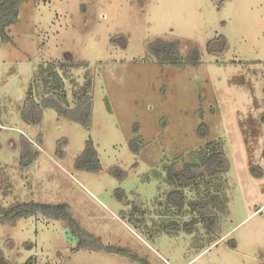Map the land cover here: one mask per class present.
<instances>
[{
	"label": "rangeland",
	"instance_id": "rangeland-1",
	"mask_svg": "<svg viewBox=\"0 0 264 264\" xmlns=\"http://www.w3.org/2000/svg\"><path fill=\"white\" fill-rule=\"evenodd\" d=\"M8 32L12 40L0 41V214L20 201L66 203L84 229L151 264H264V0H34ZM157 38L174 42L185 65L156 60L149 44ZM194 47L200 55L191 66ZM40 63L62 75L69 100L91 77L88 127L52 107L42 108L38 125L22 120L30 88L36 102L44 94ZM84 100L68 109L79 106L74 115L83 118ZM202 122L205 137L197 134ZM23 137L36 152L25 167ZM87 141L97 172L73 166ZM213 145L228 169L212 184L200 156ZM189 162L200 164L192 168L207 186L184 189L187 200L202 199L201 188L220 195L215 233L200 222L191 233L160 228L194 216L164 208L171 188L164 167ZM132 205L142 212L132 215ZM74 245L63 221L41 215L0 225L8 264H138Z\"/></svg>",
	"mask_w": 264,
	"mask_h": 264
},
{
	"label": "trees",
	"instance_id": "trees-1",
	"mask_svg": "<svg viewBox=\"0 0 264 264\" xmlns=\"http://www.w3.org/2000/svg\"><path fill=\"white\" fill-rule=\"evenodd\" d=\"M34 1V0H0V41L1 43L10 42L11 36L9 35L8 29L10 26L18 22L20 7L22 4ZM221 44L220 49H224L225 41L224 38L220 37L217 40ZM211 40L207 43L208 52L213 51V43ZM150 53L158 61H164L172 63L173 65L184 66L185 62L181 58L178 52V48L174 42H166L161 38H157L155 41L149 44ZM221 50V51H222ZM200 50L197 47H194L188 54L187 59L191 66H196L199 60ZM52 63H40L39 68L40 72L37 76V80L40 83L41 91L44 93L42 96H39L40 102H36L33 98L32 89L27 92L25 104L21 112V118L24 122L32 125H38L41 122L42 108L43 107H52L56 110L59 115H66L69 119L74 120L78 123H82L84 126L88 127L90 124V115H91V77H86L85 82L82 84H75L73 87L72 98L68 99L65 90L63 89L62 75L58 74L57 70L53 69ZM65 64L61 65V68L64 69ZM65 72V71H63ZM81 98L84 100V106L86 107L85 115L83 118L78 115H74V111L79 108L77 106L74 110H69L68 107L71 105L76 106L81 102ZM137 130V128H135ZM197 134L200 137H205L207 134V126L202 122L197 129ZM23 142L29 146L27 150L23 149L20 157V165L22 167L28 166L33 159V155L36 152H31V144L28 140L23 137ZM41 137L37 138L39 145L41 144ZM23 143V144H24ZM29 143V144H28ZM141 141L138 138H134L130 141V148L135 152L139 153ZM57 153L60 157H63L64 152L62 146L57 148ZM211 153L206 156H200V164H204L206 168H210L209 173L212 176V184L214 183L216 176L225 172L228 169V161L221 149H217L212 146L210 150ZM31 153V154H30ZM264 157V149H263ZM198 162H189L185 164L183 169L177 171L174 170L173 164L167 165L165 168V182L171 186L167 191L165 197L164 208L171 209L166 210L167 213L174 214V208L177 210L188 208L194 213L193 218L188 222H183V226H178V221L171 219L160 226L162 230L167 232L178 233L181 229L187 233L195 231L196 226L199 222L205 226V228L212 233H215V222L217 221L218 215L217 211L219 210L220 195L217 192L211 191V194L207 195L205 189H200L203 193L202 199H191L187 200L184 189L186 188H195L198 186H207L205 183L202 185L200 183L201 175L196 173L192 166H199ZM74 168L89 172H97L100 169V163L97 158V152L91 141H87L85 148L82 153L75 159ZM258 167H253L252 170L260 175V170L256 169ZM112 173L120 177L121 179L125 177L126 173L119 169H112ZM214 175V176H213ZM209 182V180H208ZM211 184V185H212ZM207 188V187H206ZM209 190V188H208ZM122 201V199H120ZM164 209V210H165ZM131 213L138 211L142 212L137 205H132ZM41 215L45 218L63 221L65 223L67 233L74 239L75 245L72 250L78 251L80 249L89 250V251H104L106 253H115L121 256H124L138 264H151L146 259L140 257L136 253L119 246L112 244H105L99 236L87 231L84 229L79 221L75 219L71 213L70 206L66 203H44L36 201H20L16 202L0 214V225H13L18 220L30 216ZM138 220V219H137ZM139 222V220H138ZM173 228V229H172ZM170 230V231H169ZM234 247V243L232 244ZM31 260L24 264H31ZM0 264H8L7 260L4 257L2 250L0 249Z\"/></svg>",
	"mask_w": 264,
	"mask_h": 264
}]
</instances>
